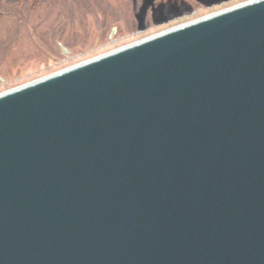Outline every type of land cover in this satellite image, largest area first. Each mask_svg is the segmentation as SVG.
<instances>
[{
    "label": "water",
    "instance_id": "water-1",
    "mask_svg": "<svg viewBox=\"0 0 264 264\" xmlns=\"http://www.w3.org/2000/svg\"><path fill=\"white\" fill-rule=\"evenodd\" d=\"M0 264H264V0L0 94Z\"/></svg>",
    "mask_w": 264,
    "mask_h": 264
},
{
    "label": "rangeland",
    "instance_id": "rangeland-1",
    "mask_svg": "<svg viewBox=\"0 0 264 264\" xmlns=\"http://www.w3.org/2000/svg\"><path fill=\"white\" fill-rule=\"evenodd\" d=\"M131 8L130 0H0V94L114 50L110 24L129 23Z\"/></svg>",
    "mask_w": 264,
    "mask_h": 264
},
{
    "label": "flooded vegetation",
    "instance_id": "flooded-vegetation-1",
    "mask_svg": "<svg viewBox=\"0 0 264 264\" xmlns=\"http://www.w3.org/2000/svg\"><path fill=\"white\" fill-rule=\"evenodd\" d=\"M130 1L132 8L129 23L126 24L128 27L120 22L110 24V45L114 50L140 44L153 36L170 33L262 0ZM125 35H129L131 41L120 46L117 39Z\"/></svg>",
    "mask_w": 264,
    "mask_h": 264
},
{
    "label": "bare ground",
    "instance_id": "bare-ground-1",
    "mask_svg": "<svg viewBox=\"0 0 264 264\" xmlns=\"http://www.w3.org/2000/svg\"><path fill=\"white\" fill-rule=\"evenodd\" d=\"M224 14H226V13H224ZM157 36H160V34H159V35H156V36H153V37H157ZM153 37H151V38H153ZM151 38H148V39H146V40H144V41H142V42H145V41H147V40H149V39H151ZM128 47H130V46H128ZM128 47L118 48V49H116V50H113V51L107 52V53H105V54H103V55H100V56H98L97 58L104 57V56H106V55H109V53H110V54H111V53H115V52H117L118 50H123V49H126V48H128ZM97 58H94V59H97ZM94 59H92V60H94ZM92 60H89V61H92ZM78 65H80V64H77V65H74V66H71V67H75V66H78ZM71 67H69V68H71ZM67 69H68V68H67ZM64 70H66V69H64ZM61 71H63V70H61ZM61 71H58V72H56V73H54V74L60 73ZM54 74H52V75H54ZM52 75H49V76H52ZM49 76H47V77H49ZM37 81H39V80H37ZM37 81H35V82H37ZM35 82H32V83H35ZM29 84H31V83H29ZM25 85H28V84H25ZM25 85H23V86H18V87H16V88L12 89V90L6 91V92H4V94H5V93H8V92H11V91H14V90H17V89H20V88L24 87ZM2 94H3V93H2Z\"/></svg>",
    "mask_w": 264,
    "mask_h": 264
}]
</instances>
